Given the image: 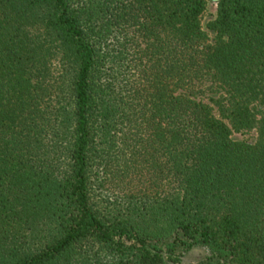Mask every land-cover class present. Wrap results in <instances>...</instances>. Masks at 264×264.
I'll list each match as a JSON object with an SVG mask.
<instances>
[{
	"label": "trees",
	"instance_id": "trees-1",
	"mask_svg": "<svg viewBox=\"0 0 264 264\" xmlns=\"http://www.w3.org/2000/svg\"><path fill=\"white\" fill-rule=\"evenodd\" d=\"M209 1L0 0V264H264V0Z\"/></svg>",
	"mask_w": 264,
	"mask_h": 264
},
{
	"label": "rangeland",
	"instance_id": "rangeland-1",
	"mask_svg": "<svg viewBox=\"0 0 264 264\" xmlns=\"http://www.w3.org/2000/svg\"><path fill=\"white\" fill-rule=\"evenodd\" d=\"M216 2L217 0H210L208 2L205 13L201 18V25L205 33L208 35L210 43L214 40V35L211 33L207 26L208 24L215 19L216 16ZM215 116L218 117V114L214 111ZM232 139L237 142H245L249 144H254L256 142L255 132L245 133V134H233ZM208 255V252L205 249H193L190 252L184 254L181 258V261L178 264H194L199 260L204 259Z\"/></svg>",
	"mask_w": 264,
	"mask_h": 264
}]
</instances>
